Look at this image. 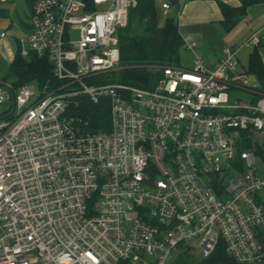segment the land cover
Wrapping results in <instances>:
<instances>
[{
    "label": "built area",
    "instance_id": "built-area-1",
    "mask_svg": "<svg viewBox=\"0 0 264 264\" xmlns=\"http://www.w3.org/2000/svg\"><path fill=\"white\" fill-rule=\"evenodd\" d=\"M88 6L38 0L20 56L45 59L53 80L0 86V264H175L220 244L264 264V94L238 58L261 31L212 68L185 39L191 66L142 89L106 79L136 1ZM102 100L109 129L94 131L85 106Z\"/></svg>",
    "mask_w": 264,
    "mask_h": 264
},
{
    "label": "trees",
    "instance_id": "trees-1",
    "mask_svg": "<svg viewBox=\"0 0 264 264\" xmlns=\"http://www.w3.org/2000/svg\"><path fill=\"white\" fill-rule=\"evenodd\" d=\"M38 0H28L32 10ZM136 6L129 13L128 25L119 31V69L106 79L111 83L125 84L142 89H150L161 78V68L180 66V51L185 50L177 19L166 17L162 27L158 25V14L154 0H135ZM239 8L222 5L223 26L231 32L240 21L247 16L249 8L264 2V0H239ZM90 10L93 0H87ZM262 43L249 55L246 72L253 75L259 85L258 91L264 94V61L261 55ZM17 76V88L31 80H37L43 85L53 80L51 68L45 59L31 56L23 59L20 51L13 60L4 82ZM112 81H110V78ZM84 112L92 130L107 131L109 129V101L102 100L98 105L86 104ZM257 238L264 249V228L257 229ZM190 254H181L175 264H194ZM198 264H235L225 254V246L220 244L208 259L197 261Z\"/></svg>",
    "mask_w": 264,
    "mask_h": 264
},
{
    "label": "crops",
    "instance_id": "crops-1",
    "mask_svg": "<svg viewBox=\"0 0 264 264\" xmlns=\"http://www.w3.org/2000/svg\"><path fill=\"white\" fill-rule=\"evenodd\" d=\"M154 3L158 14V25L162 27L166 17H175L183 40L191 39L198 56L202 51L216 56L213 67L227 47L239 46L256 32L261 31L262 48L264 46V2L249 8L244 20L240 21L231 32H227L223 26L221 6L239 8L241 6L239 0H154ZM166 4L170 5V9L167 15H164L163 5ZM0 18L7 22L10 20L14 27L12 32L21 37H26L32 30L28 0H0ZM5 33L7 38V32ZM6 38L0 39V43L3 44ZM14 59L15 57L10 65ZM5 78L1 81L4 82Z\"/></svg>",
    "mask_w": 264,
    "mask_h": 264
},
{
    "label": "rangeland",
    "instance_id": "rangeland-1",
    "mask_svg": "<svg viewBox=\"0 0 264 264\" xmlns=\"http://www.w3.org/2000/svg\"><path fill=\"white\" fill-rule=\"evenodd\" d=\"M13 23L15 24V20L13 19ZM14 27H12L11 25V21L8 20L4 21L2 18H0V33L1 32H7V38L6 40L3 42V44L0 43V80L3 79L4 77H6V74L8 73V70L10 68V62L11 60L18 55L20 49H21V43L22 41L25 39V37H21V35L15 34L12 32V30ZM252 52V48H242L241 51L239 52V72H243L246 71V69L248 68V62H249V55ZM261 53L262 56L264 58V46L261 49ZM199 57L202 58L204 60V66L205 67H210L212 68V64L214 62V60L216 59V56L213 54H208L204 51L199 52ZM198 56V55H197ZM223 56V53L220 57ZM195 57V54L192 52H187L186 50H181L180 51V65L183 67L186 66H191L192 61ZM114 72L111 73V77L113 76ZM111 77L109 78L110 81H112ZM18 77H10L8 80V83L16 85L18 82ZM30 84L38 87L39 83L37 80H31ZM253 85L258 88V83L256 81V79H254L253 81ZM18 88V87H17ZM236 95H238L239 97L241 96H246L247 93L243 92L242 90H239L237 92H235ZM259 170L261 172L262 175H264V166L263 164H259ZM178 256V252L174 253L173 255V260L175 258H177ZM190 259H192L191 261L194 264H198L197 261H202L203 260V256L201 253H195L194 255H190L189 256ZM138 264H152V258L149 256H143V260L138 263Z\"/></svg>",
    "mask_w": 264,
    "mask_h": 264
},
{
    "label": "water",
    "instance_id": "water-1",
    "mask_svg": "<svg viewBox=\"0 0 264 264\" xmlns=\"http://www.w3.org/2000/svg\"><path fill=\"white\" fill-rule=\"evenodd\" d=\"M0 86L8 89L14 96V88L12 86H10L9 84H7L1 80H0Z\"/></svg>",
    "mask_w": 264,
    "mask_h": 264
}]
</instances>
